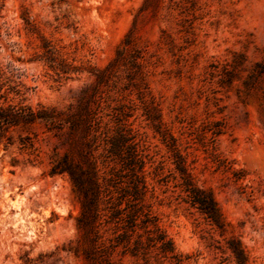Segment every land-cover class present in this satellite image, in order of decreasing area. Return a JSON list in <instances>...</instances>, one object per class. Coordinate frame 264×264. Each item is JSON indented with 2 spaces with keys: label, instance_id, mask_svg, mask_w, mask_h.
I'll return each mask as SVG.
<instances>
[{
  "label": "rangeland",
  "instance_id": "374dc122",
  "mask_svg": "<svg viewBox=\"0 0 264 264\" xmlns=\"http://www.w3.org/2000/svg\"><path fill=\"white\" fill-rule=\"evenodd\" d=\"M9 104L56 123L0 130V264H237L234 239L247 264H264V0H0ZM80 108L93 133L66 144L60 123ZM121 134L144 165L149 229L173 253L145 229L131 240L141 236L139 254L112 247L114 225L91 250L71 177L52 172L69 154L85 170L89 156L101 177L127 175L108 153ZM182 165L213 196L221 227L191 204Z\"/></svg>",
  "mask_w": 264,
  "mask_h": 264
},
{
  "label": "trees",
  "instance_id": "16d2710c",
  "mask_svg": "<svg viewBox=\"0 0 264 264\" xmlns=\"http://www.w3.org/2000/svg\"><path fill=\"white\" fill-rule=\"evenodd\" d=\"M50 68L54 71L60 69L65 71L66 67H60L55 59H49ZM53 113L44 109L34 110L28 106L22 105H0V130L10 129L11 127L30 126L35 123H44L46 126H52L56 123ZM68 127L66 144L73 142L75 135L81 131L83 139H87L93 133L91 120L83 115V110L77 115H72L60 123V129ZM130 139L125 134L119 136L118 142H112L108 150L110 157H117L125 161L129 173L125 176L111 174L110 177L100 176L99 170L91 161L89 156L84 155L88 169L78 168L69 160V154L54 163L53 174L67 172L82 199L83 214L78 221V226L84 241L90 243L91 250L94 249L96 239L101 238L100 230L103 227L113 226L116 234L112 247L124 246L127 250L139 254L143 247L141 236L131 245V240L138 229H145L146 233L153 231L159 239L154 242L159 244L163 253L174 252L173 244L170 240L160 233L159 228L152 223L149 214L145 211L144 199L147 194V184L145 181L144 165L140 154L134 143L128 144ZM183 184L182 187L187 193L193 206L197 207L206 217L216 226L221 227L223 223L221 212L213 196L206 191L197 188L188 174L186 168L182 165L179 168ZM129 178V179H126ZM139 206L131 212L124 213L127 209L121 210L122 204ZM119 207V208H118ZM123 230V232H120ZM153 241V240H150ZM113 242V241H112ZM154 245V246H155ZM229 249L235 257L237 264H247V257L241 246L236 240H231ZM89 264H99L95 257L88 255Z\"/></svg>",
  "mask_w": 264,
  "mask_h": 264
}]
</instances>
